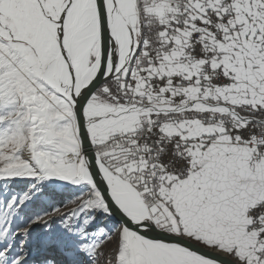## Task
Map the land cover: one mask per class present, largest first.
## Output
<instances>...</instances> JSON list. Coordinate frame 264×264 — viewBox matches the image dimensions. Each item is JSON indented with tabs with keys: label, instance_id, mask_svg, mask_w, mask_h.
<instances>
[{
	"label": "snow or ice",
	"instance_id": "6c2138e0",
	"mask_svg": "<svg viewBox=\"0 0 264 264\" xmlns=\"http://www.w3.org/2000/svg\"><path fill=\"white\" fill-rule=\"evenodd\" d=\"M0 264H264V0H0Z\"/></svg>",
	"mask_w": 264,
	"mask_h": 264
}]
</instances>
